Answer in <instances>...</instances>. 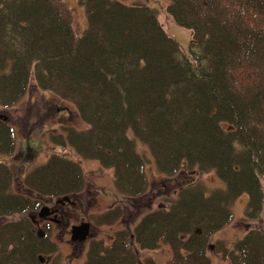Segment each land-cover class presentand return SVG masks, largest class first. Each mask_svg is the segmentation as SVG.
Here are the masks:
<instances>
[{"label":"trees","instance_id":"16d2710c","mask_svg":"<svg viewBox=\"0 0 264 264\" xmlns=\"http://www.w3.org/2000/svg\"><path fill=\"white\" fill-rule=\"evenodd\" d=\"M74 1L86 16L80 33L67 0H0V107L14 106L31 77L73 103L86 128L62 126L50 142L112 168L115 186L129 199L147 188V158L137 144L164 176L214 171L223 191L180 186L167 206L145 211L132 230H116L106 246L91 244L85 261L138 264L136 247L164 244L171 250L165 264H211L207 237L232 221L231 203L246 194L245 215L255 218L261 209L264 0H169L174 22L192 32L187 55L152 6ZM14 150V129L2 116L0 154ZM11 182L12 171L0 162V264H42L39 256L51 255L53 244L38 238L22 214L38 210L44 198L77 194L85 183L80 166L53 155L26 174L27 194L11 191ZM230 245L218 250L226 251L227 264H264L261 230Z\"/></svg>","mask_w":264,"mask_h":264},{"label":"rangeland","instance_id":"374dc122","mask_svg":"<svg viewBox=\"0 0 264 264\" xmlns=\"http://www.w3.org/2000/svg\"><path fill=\"white\" fill-rule=\"evenodd\" d=\"M73 13V28L80 33L86 26L84 9L74 0H67ZM124 4H145L156 8L157 18L162 29L170 36L183 54L192 41V32L178 26L167 11L169 0H117ZM0 117L6 116L14 129L15 150L11 155L0 154V162L5 163L12 171L11 191L25 193L24 178L35 167L45 163L53 155L62 156L75 161L84 177L83 188L72 200L75 205L68 211L65 222L59 224L42 220L40 227L44 230L54 250L51 255H43V264H85L86 254L91 244L102 242L108 245L112 234L121 228L132 230L140 216L147 210L159 206H167L175 196L180 186L187 184L200 185L207 192L224 190V183L214 171L201 172L198 170L185 171L176 177L160 174L155 168L151 155L146 147L137 144V151L147 158L144 167L147 188L145 194L135 200L125 197L115 186L113 169L103 167L98 160L80 156L71 146H57L50 142V135L58 134L62 126L74 127L77 130L86 128L77 116L73 103L63 100L48 90L36 86L31 77L26 91L11 108L0 107ZM175 178V179H174ZM262 188L261 209L255 218L245 215L248 196L242 194L230 205L232 221L222 230L207 237L205 253L211 264H227L218 251L229 250L230 243L243 236L249 230H261L264 234V181L260 180ZM44 198L41 206H55V199ZM111 210L110 212H108ZM39 210L26 212L23 217L37 218ZM117 212V214H114ZM18 218V216L12 217ZM60 219V218H59ZM106 220V221H104ZM81 222H89L91 235L82 242L70 241V226ZM139 262L147 258L155 264H165L171 256L167 245L157 249H139L136 247ZM220 252V253H219Z\"/></svg>","mask_w":264,"mask_h":264},{"label":"water","instance_id":"95a60500","mask_svg":"<svg viewBox=\"0 0 264 264\" xmlns=\"http://www.w3.org/2000/svg\"><path fill=\"white\" fill-rule=\"evenodd\" d=\"M63 200L66 201V202H69V199H67V198H64ZM50 213H51V211H49L48 207H42L39 210L38 216L43 218V217H45L46 215H48ZM31 219L34 220L33 216H31ZM88 230H89V224L88 223H81L80 225H74V226L71 227V237H70V239L72 241H75V240L82 241L87 236ZM37 236L39 238H42L44 236V232H43V230L40 227H38V229H37ZM40 260L43 261V258L40 257Z\"/></svg>","mask_w":264,"mask_h":264},{"label":"flooded vegetation","instance_id":"af4514ba","mask_svg":"<svg viewBox=\"0 0 264 264\" xmlns=\"http://www.w3.org/2000/svg\"><path fill=\"white\" fill-rule=\"evenodd\" d=\"M54 205L55 206L50 207V209L52 210V213H51V215L48 216L47 219L50 218L53 220V222L55 224H59L61 221L65 222L64 219H66L67 213L71 209V207H73L75 205V201H74V204L71 205L67 202H63V201L55 199ZM40 221H41L40 218L35 219V222H37V223H39ZM91 231H92V229H90V235H91Z\"/></svg>","mask_w":264,"mask_h":264},{"label":"bare ground","instance_id":"6f19581e","mask_svg":"<svg viewBox=\"0 0 264 264\" xmlns=\"http://www.w3.org/2000/svg\"><path fill=\"white\" fill-rule=\"evenodd\" d=\"M156 9V8H155Z\"/></svg>","mask_w":264,"mask_h":264}]
</instances>
